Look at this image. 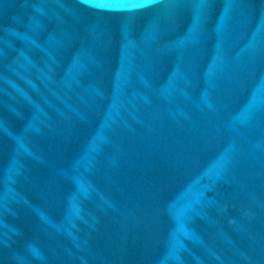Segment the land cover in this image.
I'll list each match as a JSON object with an SVG mask.
<instances>
[{"label": "water", "instance_id": "obj_1", "mask_svg": "<svg viewBox=\"0 0 264 264\" xmlns=\"http://www.w3.org/2000/svg\"><path fill=\"white\" fill-rule=\"evenodd\" d=\"M0 264H264V0H0Z\"/></svg>", "mask_w": 264, "mask_h": 264}, {"label": "snow or ice", "instance_id": "obj_2", "mask_svg": "<svg viewBox=\"0 0 264 264\" xmlns=\"http://www.w3.org/2000/svg\"><path fill=\"white\" fill-rule=\"evenodd\" d=\"M146 2H151V0H146Z\"/></svg>", "mask_w": 264, "mask_h": 264}]
</instances>
